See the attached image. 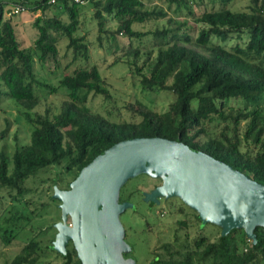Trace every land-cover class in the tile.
Masks as SVG:
<instances>
[{"label":"trees","instance_id":"16d2710c","mask_svg":"<svg viewBox=\"0 0 264 264\" xmlns=\"http://www.w3.org/2000/svg\"><path fill=\"white\" fill-rule=\"evenodd\" d=\"M86 1L93 6L100 41L103 32L115 41L120 33L130 39L150 33L160 38L154 57L152 51L142 54L139 48L120 47L117 43L115 50L120 49L122 54L114 62L129 58L127 63L141 76L144 89L170 91L174 98L166 111H156L141 100L127 105L135 116L130 121L113 120L93 111L87 105L91 93L111 98L97 64L65 74L58 88H64L66 98L59 107L36 111L41 103L37 85L48 86L53 92L57 88L38 78L35 61L42 66L58 62L59 41L63 38L75 57L90 56L86 36L79 34L85 24L82 8ZM233 1L220 0L218 8L196 15L199 25L194 36L184 30L186 21L168 26L171 18L162 29L134 28L135 24L169 17L168 9L173 5L176 9L187 6L192 13L189 0H0V96L15 100L20 116L32 127L29 144L17 146L12 155L0 150V189H8L15 200L22 201L30 192L28 180L52 167L63 172L53 178L54 184L62 188L64 175H69L64 185L69 188L84 166L115 143L153 136L180 139L264 184V0H250L246 9L230 7ZM18 5L24 11L41 12L33 23L38 34L31 47L22 46L15 23L5 16ZM54 9L56 13L49 15L48 11ZM58 11L68 19L57 15ZM107 16L117 22L114 30L105 27ZM212 124L219 129L215 134L211 132ZM8 129L1 132L0 142L7 137ZM14 190L17 193L13 195ZM131 198L132 194L121 192L122 201ZM149 203L151 208L157 205ZM182 206L187 207L183 202ZM183 207L179 212H184ZM193 212L201 232L191 238L185 230L190 226L188 218L180 219L181 228H176L174 238L168 242L177 243L181 249L172 251V245L167 244L168 256L157 254L154 264H264V227L255 229L256 243L243 229L224 236L220 227L212 240L203 232L205 226L198 213ZM6 234L3 238L10 242ZM49 248L63 259L56 264H82L74 245L68 246L66 254L54 248V241ZM41 249L40 241L33 238L5 264H37ZM132 253L131 249L125 255Z\"/></svg>","mask_w":264,"mask_h":264},{"label":"rangeland","instance_id":"374dc122","mask_svg":"<svg viewBox=\"0 0 264 264\" xmlns=\"http://www.w3.org/2000/svg\"><path fill=\"white\" fill-rule=\"evenodd\" d=\"M249 3L250 0H234L230 3V7L246 9ZM163 4L168 9L167 5ZM188 5L192 13L189 12L187 6L176 9V6L173 5L172 9H168L169 17L154 23L135 24L134 28L138 31L162 29L167 24L168 19L171 18L172 22L168 26H175L186 21L188 24L184 30H189L190 34L196 36L198 32L195 29L198 24L196 15L212 7L218 8L221 3L220 0L216 2L214 0H189ZM55 11V9L49 10L48 14L54 15ZM58 12L57 15L62 16L63 19H68L67 15ZM82 12L85 13V16L83 14L85 24L80 28L79 34L86 36L90 56L87 59L82 55L75 57L73 50L67 47L68 40L63 38L59 41L58 62L49 61L42 66L37 60L35 61V71L38 78L57 88L53 92L48 86L37 85L36 90L41 97V103L36 111L42 112L47 106H52L54 109L59 107L63 99L66 98L64 88H58L61 78L79 67L93 64L100 67L111 94V98L106 100L102 95L91 93L87 105L93 111L102 113L113 120L130 121L134 120L135 116L128 110L127 105L135 103L137 100L147 103L156 111H166L174 98L170 91L144 89L140 83L141 76L127 63L129 58L123 57L118 63L114 62L122 54L120 49L117 52L115 50L117 43L120 47L132 45L134 49L139 48L142 54L152 51L151 55L154 57L158 52L160 38H156L153 33H150L130 39L126 34L120 33L115 41L103 32L101 33L103 41H100L98 23L92 16L94 9L88 1L84 2ZM40 14L41 12L34 14L30 10L13 15L9 11L5 12L6 18H11L15 23L22 46L31 47L33 45L38 34L33 23ZM107 18L108 22L105 27L114 30L117 22L110 19L109 16ZM1 88L3 89L2 86ZM6 128H9L7 137L1 140L0 150L4 149L12 155L17 146L30 143L32 129L30 123L23 116H20L19 107L15 100L0 96V134ZM215 130L219 129L217 127L214 129L212 124V134H215ZM60 172L63 173L59 167H52L30 178L27 182L30 192L22 201L15 200L8 189H0V264H5L7 260H11L33 238L40 241L42 248L40 251L42 256L37 264H56L63 261L58 253L49 248L56 237L57 228L55 224L61 220V202L53 196L55 186L53 178ZM70 178L69 175H64L60 186L64 188ZM158 184H161L159 179L143 173L129 179L121 189L122 194L133 195L131 201L134 206L121 214V221L126 228L127 241L135 248L132 256L137 257L138 264H150V261L160 253L168 256L165 247L167 244L172 245L170 246L172 251L181 249L177 243L168 242L174 238L176 228L180 226L178 224L180 219L188 218L190 226L185 230L188 231L191 238L201 232L194 217L193 211L195 210L192 211L189 207L184 208L181 199L173 198L172 201H163L159 204L156 203L157 205L152 206V208L150 207V203L142 198L144 196L142 193L152 190ZM16 193V190L12 192L13 195ZM180 207L184 208V212H179ZM6 232L8 238H11L10 242L3 238ZM203 232L215 240L220 228L214 224H206Z\"/></svg>","mask_w":264,"mask_h":264},{"label":"water","instance_id":"95a60500","mask_svg":"<svg viewBox=\"0 0 264 264\" xmlns=\"http://www.w3.org/2000/svg\"><path fill=\"white\" fill-rule=\"evenodd\" d=\"M143 173L162 180L144 192L147 202L178 197L202 226L217 225L224 236L243 229L256 243L255 229L264 227V184L180 139L153 136L115 143L84 166L69 189L54 186L62 213L54 248L66 253L72 241L82 264H137L125 257L132 246L121 214L134 203L121 200V189Z\"/></svg>","mask_w":264,"mask_h":264},{"label":"flooded vegetation","instance_id":"af4514ba","mask_svg":"<svg viewBox=\"0 0 264 264\" xmlns=\"http://www.w3.org/2000/svg\"><path fill=\"white\" fill-rule=\"evenodd\" d=\"M161 183H162V180H161ZM159 185V184H158ZM62 189H69V188H66V187H62ZM142 198H144V196L142 197ZM173 198H177L178 200H179V198L178 197H172V198H169V199H167V198H164V197H162L161 198V202H163V201H172V199ZM182 201V200H181ZM188 207V206H187ZM191 209V208H190ZM193 210V209H192ZM61 217H62V213H61ZM69 223H70V221H69ZM56 235H57V233H56ZM56 238V237H55ZM71 245H74L73 244V242L72 241H69L68 242V244H67V248H68V246H71ZM132 250H133V252H134V250H135V248L133 247V245H132ZM66 253H67V250H66ZM66 253H64V254H66ZM126 254V253H125ZM132 256V255H131ZM134 256V255H133ZM125 257H129V256H127V255H125ZM135 259H136V262H138L137 261V257L135 256ZM155 263V261H154V258L150 261V264H154ZM138 264V263H137Z\"/></svg>","mask_w":264,"mask_h":264},{"label":"built area","instance_id":"2783aa9c","mask_svg":"<svg viewBox=\"0 0 264 264\" xmlns=\"http://www.w3.org/2000/svg\"><path fill=\"white\" fill-rule=\"evenodd\" d=\"M74 1H76V2H82L83 0H74ZM49 2H50V3H55L56 0H49ZM22 11H24V7L18 5V6H16V7H15L10 13H11V14H17V13H20V12H22Z\"/></svg>","mask_w":264,"mask_h":264}]
</instances>
